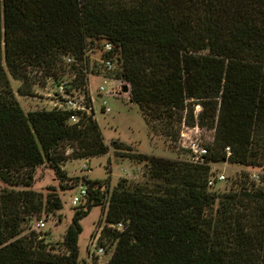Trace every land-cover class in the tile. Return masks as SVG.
Instances as JSON below:
<instances>
[{
	"label": "trees",
	"instance_id": "16d2710c",
	"mask_svg": "<svg viewBox=\"0 0 264 264\" xmlns=\"http://www.w3.org/2000/svg\"><path fill=\"white\" fill-rule=\"evenodd\" d=\"M89 53L113 60L151 133L177 142L197 129L203 162L114 140L142 182L70 177L68 162L110 152L97 119L25 111L12 81L20 96L49 81L88 93L91 73L109 74ZM219 163L264 169V0H0V264H88L81 221L95 207L105 264H264V179L242 171L217 190ZM45 166L63 192H88L59 247L32 229L64 208L57 188L33 189Z\"/></svg>",
	"mask_w": 264,
	"mask_h": 264
},
{
	"label": "rangeland",
	"instance_id": "374dc122",
	"mask_svg": "<svg viewBox=\"0 0 264 264\" xmlns=\"http://www.w3.org/2000/svg\"><path fill=\"white\" fill-rule=\"evenodd\" d=\"M91 60L99 58V54H90ZM100 78L90 77V88L94 96L96 88L100 83ZM15 93L25 111L37 109H53L52 96L57 86L49 81L44 86H35L32 89V95L20 96L17 92L20 82L13 80ZM120 93L111 96L105 95L111 111L96 113V119L101 127L105 141L110 146V152L107 155L94 157L89 160L70 161L67 163L66 171L70 177H76L83 174L88 175L92 180H105L111 177V185L115 186L122 178L133 182H142L145 176V167L134 160L116 157L114 149L111 146L112 141L119 140L131 146L137 153H145L171 159L191 160L190 144L197 140L198 131L195 128L184 127L181 131L180 139L173 142L162 134H153L150 132L145 119L142 116L140 107L130 102L129 95L124 91L126 83L121 84ZM97 107L101 106V99L97 98ZM200 110L197 106L196 111ZM200 141V140H199ZM72 149L69 148V152ZM215 170L224 174L226 179L217 185V190H224L231 186V179L238 178L242 171L250 174L251 179L256 180L255 176H262L264 179L263 168H251L233 165L230 163H219L215 165ZM258 180V183H261ZM225 183V184H224ZM50 188H57L61 195L64 208L54 215H49L41 220L45 221L46 226L41 227L40 221L34 220L32 229L46 238V242L56 247L60 246L63 234L72 222L75 207L72 204L73 197L80 193V187L75 191L63 192L59 188V181L54 171L47 166L41 167L37 172L36 183L33 187L36 191L47 192ZM102 217V208L95 207L92 212L81 221L83 232L80 236V259L88 264H105L109 261L111 253L98 254V238L101 234L104 222L100 223ZM97 253V254H96Z\"/></svg>",
	"mask_w": 264,
	"mask_h": 264
},
{
	"label": "built area",
	"instance_id": "2783aa9c",
	"mask_svg": "<svg viewBox=\"0 0 264 264\" xmlns=\"http://www.w3.org/2000/svg\"><path fill=\"white\" fill-rule=\"evenodd\" d=\"M106 51L112 50V46L107 44L105 47ZM103 66L108 70L109 74H100V75H93L92 73L89 75V85L87 88V92H82L80 90H73L70 93H67L66 86L64 83H61L57 86L56 90L51 94L52 96V105L54 108L63 109L67 111L74 112L73 114V122H78L79 115L78 114H87V115H94L96 118V113L101 111L102 113H108L111 111V108L108 106L106 100H104L105 95L114 96L120 93L122 81L115 79L111 76L110 72L114 70V62L112 59L104 58V59H97ZM100 78V83L96 88V93L98 94L96 97L91 91L90 88V77ZM101 99V106L97 107V98ZM190 152H191V161L195 163H201L204 160V156L208 154V149L201 143L199 140H195L190 144ZM228 156L231 155L230 148H227ZM257 177L256 180H260L261 177ZM218 181H224L226 176L224 174H220L217 176ZM210 184H214V180L210 182ZM88 195L87 189L84 186L80 187V193L73 197L72 204L74 207L81 205L84 198ZM40 226L45 227V221H40ZM104 253L103 248H99L98 254Z\"/></svg>",
	"mask_w": 264,
	"mask_h": 264
},
{
	"label": "water",
	"instance_id": "95a60500",
	"mask_svg": "<svg viewBox=\"0 0 264 264\" xmlns=\"http://www.w3.org/2000/svg\"><path fill=\"white\" fill-rule=\"evenodd\" d=\"M124 91H125L126 93L129 91V87H128L127 85L124 87Z\"/></svg>",
	"mask_w": 264,
	"mask_h": 264
}]
</instances>
